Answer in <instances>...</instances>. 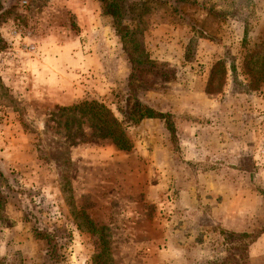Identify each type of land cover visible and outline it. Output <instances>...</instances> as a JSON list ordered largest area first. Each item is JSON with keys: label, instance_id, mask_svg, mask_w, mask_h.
<instances>
[{"label": "rangeland", "instance_id": "rangeland-1", "mask_svg": "<svg viewBox=\"0 0 264 264\" xmlns=\"http://www.w3.org/2000/svg\"><path fill=\"white\" fill-rule=\"evenodd\" d=\"M103 5L0 0V264H264V0Z\"/></svg>", "mask_w": 264, "mask_h": 264}, {"label": "trees", "instance_id": "trees-1", "mask_svg": "<svg viewBox=\"0 0 264 264\" xmlns=\"http://www.w3.org/2000/svg\"><path fill=\"white\" fill-rule=\"evenodd\" d=\"M103 11L105 14L111 16L115 22V25L118 26V20L122 16L123 7H122V0L114 1V0H103ZM257 51H253L248 54L251 60L250 67L251 69H246L245 73L251 77L254 81L257 78L263 77L264 75V43H261L257 46ZM255 64V68L258 67L259 69H255L253 67ZM224 71L222 62H216L209 71V76L207 80V90L213 83L214 75L219 74L222 75ZM210 90V89H209ZM70 110H77L81 114L88 115L90 120L102 128L103 133L102 136L108 138L114 147L119 150H128L129 149V142L124 134V131L121 127V124L112 116L109 110H107L103 105L97 103L95 101H81L69 108ZM133 115L136 118V122L145 119H161L164 124L165 128L172 133V126L168 122V116L165 113H159L153 108L147 106L143 103H135L133 106ZM101 258V256L99 255Z\"/></svg>", "mask_w": 264, "mask_h": 264}]
</instances>
